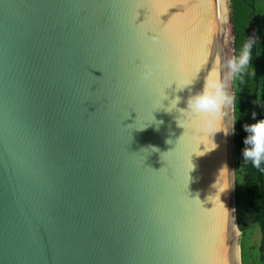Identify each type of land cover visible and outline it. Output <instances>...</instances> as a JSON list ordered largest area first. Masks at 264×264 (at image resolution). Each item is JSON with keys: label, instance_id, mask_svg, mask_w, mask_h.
<instances>
[{"label": "water", "instance_id": "95a60500", "mask_svg": "<svg viewBox=\"0 0 264 264\" xmlns=\"http://www.w3.org/2000/svg\"><path fill=\"white\" fill-rule=\"evenodd\" d=\"M225 3L0 0V264H240L232 106L180 111Z\"/></svg>", "mask_w": 264, "mask_h": 264}, {"label": "trees", "instance_id": "16d2710c", "mask_svg": "<svg viewBox=\"0 0 264 264\" xmlns=\"http://www.w3.org/2000/svg\"><path fill=\"white\" fill-rule=\"evenodd\" d=\"M231 53L237 54L247 39H255L250 66L254 76L245 74L241 81L230 78L236 99L232 106L234 213L238 232L240 264H264V169L244 161L245 125L264 119V0H229ZM251 71V69H250ZM255 224L259 238L245 240L248 224Z\"/></svg>", "mask_w": 264, "mask_h": 264}, {"label": "clouds", "instance_id": "9594fccd", "mask_svg": "<svg viewBox=\"0 0 264 264\" xmlns=\"http://www.w3.org/2000/svg\"><path fill=\"white\" fill-rule=\"evenodd\" d=\"M254 44L255 39H247L238 53L231 58L218 56L211 62L212 68L204 79L202 91L190 95L187 99V109L180 110L185 117L198 119L205 128L216 126L225 110L231 108L236 99L234 93L229 91L227 79L230 77L236 82L241 81L245 74L254 76V70L250 66ZM196 76L178 90L193 85ZM179 102L180 97H177L171 104H174L175 108ZM244 127L248 133L244 139V161L250 162L254 168L264 169V119ZM225 133L227 134V131Z\"/></svg>", "mask_w": 264, "mask_h": 264}, {"label": "bare ground", "instance_id": "6f19581e", "mask_svg": "<svg viewBox=\"0 0 264 264\" xmlns=\"http://www.w3.org/2000/svg\"><path fill=\"white\" fill-rule=\"evenodd\" d=\"M214 23L218 17L220 33L225 35L228 29L227 8L225 0H210Z\"/></svg>", "mask_w": 264, "mask_h": 264}, {"label": "rangeland", "instance_id": "374dc122", "mask_svg": "<svg viewBox=\"0 0 264 264\" xmlns=\"http://www.w3.org/2000/svg\"><path fill=\"white\" fill-rule=\"evenodd\" d=\"M227 49H228V51H227L228 52V57L231 58V55L229 54L230 53V48L228 47ZM258 238H259V232H258V229H257L256 225L252 224V223H249L245 240L250 244V243L257 242ZM237 240H238V237H237Z\"/></svg>", "mask_w": 264, "mask_h": 264}]
</instances>
